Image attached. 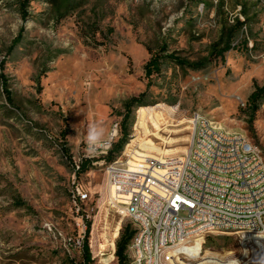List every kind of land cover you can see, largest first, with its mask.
Returning <instances> with one entry per match:
<instances>
[{
    "label": "rangeland",
    "instance_id": "1",
    "mask_svg": "<svg viewBox=\"0 0 264 264\" xmlns=\"http://www.w3.org/2000/svg\"><path fill=\"white\" fill-rule=\"evenodd\" d=\"M26 2L0 0V264H79L88 224L92 264L118 263L116 242L134 225L109 206L111 163L94 158L74 176L65 155L82 161L89 125L101 124L107 139L133 97L144 94V104L132 110L118 161L138 138L147 166L164 148L156 135L187 139L195 113L246 137L264 161V97L256 112L249 102L264 86V0ZM154 56L159 73L146 77ZM156 108L168 122L144 136L141 113ZM250 236L211 234L207 260L175 264H264Z\"/></svg>",
    "mask_w": 264,
    "mask_h": 264
},
{
    "label": "built area",
    "instance_id": "2",
    "mask_svg": "<svg viewBox=\"0 0 264 264\" xmlns=\"http://www.w3.org/2000/svg\"><path fill=\"white\" fill-rule=\"evenodd\" d=\"M190 142L181 156H168L164 164L148 160L141 176L129 185L122 197H115L118 177L127 171V165L112 162L107 170L112 201L127 213L134 228L146 222L147 214H154V221L147 222L146 233L132 239L128 253L159 247L161 264H170V253H163L168 240L196 241L202 233L244 235L264 233V161L259 149L237 133L222 131L198 113L189 121ZM199 128H213V136L198 138ZM120 126L114 125L113 136L106 139L102 152L89 155L84 150L83 160L72 158L69 164L74 176L83 161L101 158L105 162L119 139ZM210 141H217L218 148H225V157H207L199 166H191L193 153ZM180 157V158H177ZM92 164H94L92 162ZM203 166H213L214 175H205ZM78 199L87 196L77 188ZM75 199V197H74ZM207 215H214V224H207ZM189 257L180 255V260ZM144 264L154 261L144 260Z\"/></svg>",
    "mask_w": 264,
    "mask_h": 264
},
{
    "label": "bare ground",
    "instance_id": "3",
    "mask_svg": "<svg viewBox=\"0 0 264 264\" xmlns=\"http://www.w3.org/2000/svg\"><path fill=\"white\" fill-rule=\"evenodd\" d=\"M157 108H163V107L158 106ZM157 108L155 109V113H151L150 111L147 110H143L141 113V117H142L141 133L144 134V136H149L150 129L154 122L160 124L159 125L160 127L162 126V123L168 122V121L166 122V118L163 112H158ZM166 111L170 117H173V115L175 114L173 108L166 109ZM184 131L190 132L191 131L190 125H188L184 129ZM113 133L109 137L113 136ZM156 136L158 138V141L164 146V148H161L159 153L154 154V155H159L160 157L157 158L154 157L153 155L152 160H157L160 162V161H164L163 156L165 155L178 156L181 155L182 153L185 154L187 152V150L184 151L181 147L173 148V146L179 143L183 144L186 142V140L190 142V137H188L187 139H184L182 137H180L179 139L177 138L172 139L168 137H163L159 134ZM209 136H213V128H199L198 138H208ZM137 140L138 138L136 140H133L127 146L126 151H124L125 152L124 156H126L127 159L120 161V163H122L129 159L126 163L127 171L124 173V175L118 177L117 183L115 185V197H122V194L125 193V190H129V185H133L134 180L138 179V177L141 176L142 169L145 168L146 166V160L144 159L145 158L144 154L146 153L147 150L145 146L146 141L142 142L139 145V148L135 150L134 144L136 143ZM216 151H217V158L225 157V148H218L217 141H210L208 143L203 144L201 148H197L194 151L193 158L191 159V166L201 165L202 161H205L207 157H213ZM203 173H205V175H214L213 166H203ZM109 206L111 207V209L118 208V206H116L115 202L113 201L110 202ZM118 209L119 211L121 210L120 208ZM153 221H154V214H147L146 222H138V225L136 226L137 235H143L144 233H146L147 222H153ZM207 224H214V215H207ZM116 233L117 230L114 232L113 240L109 244V247H111L112 250H115V239L117 236ZM211 234L214 233L213 232L202 233L201 240L197 239L196 241L183 240L180 243H176V240H168V246H163V253L170 251V247L171 250L177 249L176 252H171L170 264H175L176 263L175 258L180 255H185L189 258L194 256L197 258V257H202L204 254L202 260H207L208 259L207 256H209V252L208 251L204 252L203 243L205 238ZM244 234H251L250 240H252L257 246H264V233H260V234L244 233ZM104 247L105 246L101 245L102 249ZM99 256H101L102 258L105 256L103 250L99 253ZM128 256H129L128 264H144V260L154 261V264H161L162 251L159 247H151L148 248L147 250L132 251L128 253Z\"/></svg>",
    "mask_w": 264,
    "mask_h": 264
},
{
    "label": "trees",
    "instance_id": "4",
    "mask_svg": "<svg viewBox=\"0 0 264 264\" xmlns=\"http://www.w3.org/2000/svg\"><path fill=\"white\" fill-rule=\"evenodd\" d=\"M26 4L31 2L32 0H26ZM160 59L157 56H154L150 59V61L145 65L144 71L146 77H150L153 74L159 73L160 70ZM144 94L140 95L139 97H133L129 100H127L124 104V115L122 117V122L120 124V138L115 143L114 148L111 152H109L106 160H109L110 163L114 162L117 159H114V155L122 152L124 146L128 143V137H129V128L128 123L130 120V116L132 113V110L134 108L142 107L144 104L143 100ZM264 97V86L258 87L256 86L254 89V92L249 97V102L253 108L252 111L256 112L261 104L262 98ZM66 138V134H63V140ZM67 152V151H66ZM69 162L72 161L71 156H67ZM92 161H83L80 165V169L77 172V176H81L84 174H87L91 168ZM90 233V224L87 225L85 239L82 243V261L79 264H92L93 260L91 257V252L89 249V238ZM135 234L137 235V231L135 228H132L131 225H126L123 230L120 233L119 239L116 242V252L115 256L118 261L117 264H128L129 263V256H128V249L132 242V239L134 238Z\"/></svg>",
    "mask_w": 264,
    "mask_h": 264
},
{
    "label": "clouds",
    "instance_id": "5",
    "mask_svg": "<svg viewBox=\"0 0 264 264\" xmlns=\"http://www.w3.org/2000/svg\"><path fill=\"white\" fill-rule=\"evenodd\" d=\"M78 132V128H77ZM106 131L101 124H91L87 129L85 136L86 151L91 155H95L103 151L108 141L105 139Z\"/></svg>",
    "mask_w": 264,
    "mask_h": 264
}]
</instances>
